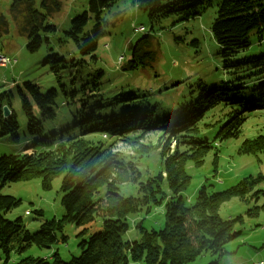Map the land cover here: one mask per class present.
Listing matches in <instances>:
<instances>
[{"label":"trees","instance_id":"16d2710c","mask_svg":"<svg viewBox=\"0 0 264 264\" xmlns=\"http://www.w3.org/2000/svg\"><path fill=\"white\" fill-rule=\"evenodd\" d=\"M213 5L214 0H135L133 3L150 22L167 17L184 22ZM116 6V0H90L87 10L70 20L63 37L74 44L80 56L91 55L105 30L113 28L122 18V11L112 12ZM215 6L210 34L227 63L225 72L228 68H235L234 72L228 73L233 75L237 84L235 87L218 84L207 88L200 83L197 98L186 101L183 97L175 111L163 116L166 122L163 126L154 119L152 111L135 107L118 117L105 118L106 128L101 130L93 125L79 135L65 136L60 132L43 138V123L53 121L56 116V92L42 93L37 85L28 82L17 91L28 122L27 133L38 140L22 153L0 156V252L4 255V264H8L9 254L15 249L20 252L30 245L46 248L57 242V235L65 223L84 227L97 219L101 222V231L86 239L81 238L78 243L80 254L68 262L61 261L55 253L50 261L27 257L13 264H128L129 261L188 264L206 252L222 254L224 244L238 235L232 231L233 220L221 219L217 210L226 199H243L250 188L245 184L250 178L218 193H211L206 186H201L190 204L185 203L182 195L190 180L184 169L185 162L200 166L210 149L211 139L237 138L245 115L264 108V54L242 57L240 50L237 53L235 48V45L246 43L251 35L256 36L258 45H261L264 39V0H217ZM61 7L60 0H40L39 8L34 0L11 1L9 17L16 32L27 39L29 52L38 51L42 42H49L48 37L56 33V27L47 19ZM8 33L9 20L0 13V39ZM135 43L129 45L130 58L122 67L124 71L144 69L154 60L155 51L149 34L134 46ZM235 55L242 58H235ZM9 96L5 95L7 102L0 105V130L2 135L10 136L11 142L17 143L18 125L15 114L10 112ZM4 98L0 97V101ZM3 105L9 110L7 117L3 115ZM207 113H214L215 121L202 126ZM107 126L109 131L105 132ZM211 127L215 132L211 137L202 133L203 129ZM152 130L166 134L168 142H174V150L170 154L168 150L160 154V170L144 181L139 172V177H129L127 164L105 148L103 141L94 142L85 137L98 131L106 137L118 138ZM239 152H264V135L244 140ZM113 174L114 178L111 177ZM37 177L46 190L51 188L56 177H61L60 205L64 214L60 219L42 223L38 231L31 234L20 218L9 221L4 217L20 201L1 194V189L7 183ZM123 184L136 185L137 196H122L119 186ZM101 189H104L102 196ZM154 208L164 210L163 227L146 230L139 222L136 225L139 239L124 241L123 237L130 228L128 217L137 213L148 216ZM61 240L64 241L65 237L61 236Z\"/></svg>","mask_w":264,"mask_h":264},{"label":"rangeland","instance_id":"374dc122","mask_svg":"<svg viewBox=\"0 0 264 264\" xmlns=\"http://www.w3.org/2000/svg\"><path fill=\"white\" fill-rule=\"evenodd\" d=\"M11 1L0 0V13L9 20V33L0 39V53L12 62L8 64L5 58L0 59V97L10 95L9 108L16 116L18 142H11L10 136L2 135L0 130V156L22 153L38 140L27 133V118L17 94L26 82L37 85L42 93L49 90L56 92V116L53 121L43 123V138L60 132H64L65 136L79 135L93 125L101 130L106 128L105 118L118 117L135 107L141 111H152L154 119L163 126L166 123L163 116L175 111L183 97L186 101L197 98L200 83L207 88L218 84L235 87L237 84L233 75L228 73L234 72L235 68H228L225 72L224 65L227 63L209 30L215 18L217 0L205 12L184 22H176L174 17L150 22L133 6L135 0H116L117 6L112 12L122 11V18L113 28L105 30L95 51L85 57L77 53L74 44L63 37V32L69 29L73 17L87 10L90 0H60L61 9L47 19L56 27V33L48 37L49 42L43 41L36 52H29L26 49L27 39L16 32L8 13ZM34 1L39 8L40 0ZM138 27L144 30H135ZM145 34L151 36L152 50L155 51L153 62L144 69L124 71L122 67L130 58V43ZM246 43L235 45L242 57L264 54V39L258 45L256 36L251 35ZM120 57L122 60L118 63ZM99 73L101 76H98ZM130 96L132 99H129ZM6 102L4 98L0 105ZM213 115L207 113L201 125L213 123L216 118ZM109 126L105 132L109 131ZM212 128L203 129L202 133L211 137L215 133ZM101 135L102 132L98 131L85 137L94 142L103 141L105 148L127 164V175L139 177V172L142 181L160 170L162 152L164 154L168 150L170 154L174 150V142H168L166 134L157 130L118 138ZM260 135H264V108L245 115L237 138L211 139L210 149L200 166L191 161L185 162L184 169L190 177L182 194L186 204L193 202L201 186H206L211 193H218L250 178L245 183L250 188L243 199H226L217 210L221 219L233 220L232 231L238 235L224 244L222 254L206 252L188 264H264V152H239L244 140ZM60 186L61 177H56L48 190L41 187L38 177L7 183L1 194L14 197L20 204L4 217L9 221L20 218L29 233L37 232L42 223L53 218L60 219L64 214L60 205ZM119 189L124 197L137 196L136 185L123 184ZM103 192L104 189H101V196ZM256 192H259L257 197ZM37 211L41 213L38 215ZM139 222L146 230H159L164 225V210L154 208L148 216L142 213L130 215V228L123 237L124 241L139 239L136 228ZM84 229L86 231L82 235ZM99 231V219L84 227L65 223L62 232L57 235V242L46 248L30 245L20 252L15 249L9 254L8 264L27 257L50 261L55 253L61 261L68 262L80 254V239ZM61 236L65 237L64 241ZM0 264H4L1 252ZM128 264L144 263L129 261Z\"/></svg>","mask_w":264,"mask_h":264},{"label":"built area","instance_id":"2783aa9c","mask_svg":"<svg viewBox=\"0 0 264 264\" xmlns=\"http://www.w3.org/2000/svg\"><path fill=\"white\" fill-rule=\"evenodd\" d=\"M135 30H137V31H141V32H142L144 29H143V27H138V28H135ZM3 58H5V60H6L5 63H8V64L12 63V62H11L10 60H8L5 56L0 55V59H3ZM121 60H122V57H120V58L118 59V63H120ZM102 136L105 137L104 135H102Z\"/></svg>","mask_w":264,"mask_h":264},{"label":"water","instance_id":"95a60500","mask_svg":"<svg viewBox=\"0 0 264 264\" xmlns=\"http://www.w3.org/2000/svg\"><path fill=\"white\" fill-rule=\"evenodd\" d=\"M145 37H146V34L143 35V36H141V37L136 41V43H137L138 41H140L141 39L145 38ZM136 43L134 44V46L136 45ZM3 115H4V117H7V116L9 115V110H8V108L3 107Z\"/></svg>","mask_w":264,"mask_h":264},{"label":"bare ground","instance_id":"6f19581e","mask_svg":"<svg viewBox=\"0 0 264 264\" xmlns=\"http://www.w3.org/2000/svg\"><path fill=\"white\" fill-rule=\"evenodd\" d=\"M104 136H105V135H104ZM104 138H106V136H105ZM26 214H28V212H26Z\"/></svg>","mask_w":264,"mask_h":264}]
</instances>
